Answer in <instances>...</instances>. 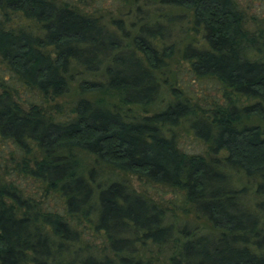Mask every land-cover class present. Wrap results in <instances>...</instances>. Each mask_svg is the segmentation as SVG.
<instances>
[{"label":"trees","instance_id":"trees-1","mask_svg":"<svg viewBox=\"0 0 264 264\" xmlns=\"http://www.w3.org/2000/svg\"><path fill=\"white\" fill-rule=\"evenodd\" d=\"M91 1L0 0V264H264V15Z\"/></svg>","mask_w":264,"mask_h":264},{"label":"rangeland","instance_id":"rangeland-1","mask_svg":"<svg viewBox=\"0 0 264 264\" xmlns=\"http://www.w3.org/2000/svg\"><path fill=\"white\" fill-rule=\"evenodd\" d=\"M88 1H89L88 3H92L91 0ZM240 1L241 3H243L244 6L248 8L249 12L258 14L260 16L264 15V0H240ZM94 5L95 2L93 3V7ZM100 5L105 7L107 10H109L110 13L117 12V9L113 6L112 0H102ZM3 72L4 71H2V68L0 67V73ZM180 77L181 80L184 82L183 84L184 85L187 84L189 86L192 95H195L196 97H200L201 102H203L202 97H205L207 101H211L218 99V97L220 96L219 86L210 79H204V80L193 79V77L190 76V74H188L186 71H183ZM19 92L21 98L26 96V94L22 91L21 88L19 89ZM179 133H180L179 141L182 144L183 148H185L187 151H191L197 148L196 141L190 135L189 132H185L183 129H181ZM4 149L6 148L4 147ZM131 181L136 188H140V183L136 180V178H132ZM150 192L153 194L154 197H162L165 200L171 199L174 195L170 189L162 186L151 187ZM185 223L186 221L180 220L177 221L176 224L183 225ZM198 223L200 224L201 222Z\"/></svg>","mask_w":264,"mask_h":264}]
</instances>
